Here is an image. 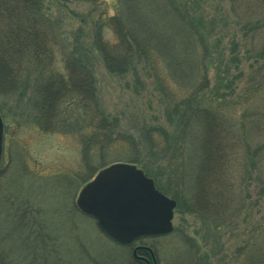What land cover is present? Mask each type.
<instances>
[{
	"label": "rangeland",
	"instance_id": "obj_1",
	"mask_svg": "<svg viewBox=\"0 0 264 264\" xmlns=\"http://www.w3.org/2000/svg\"><path fill=\"white\" fill-rule=\"evenodd\" d=\"M40 1L63 45L81 33L92 48L99 28L117 40L115 19L110 27L105 21L120 14L118 0ZM172 1L204 60L174 73L178 65L164 59L169 50L140 56L136 44L134 65L112 72L94 51L96 111L108 123L97 131L99 153L86 158L83 140L93 131H82L81 122L68 132L44 129L37 93L0 97V264H139L134 246L111 241L75 205L83 186L114 163L136 165L176 198L172 233L139 242L158 264H251L256 257L264 230V0ZM150 9L170 26L165 9ZM28 74L36 88L47 77L43 66ZM204 144L218 156L201 169ZM200 169L208 196L195 210Z\"/></svg>",
	"mask_w": 264,
	"mask_h": 264
},
{
	"label": "trees",
	"instance_id": "obj_2",
	"mask_svg": "<svg viewBox=\"0 0 264 264\" xmlns=\"http://www.w3.org/2000/svg\"><path fill=\"white\" fill-rule=\"evenodd\" d=\"M84 1L101 2L100 0ZM117 4L120 9L118 17L113 16L105 21L110 27L109 21L115 19L114 31L117 40L105 39L99 28L94 47L90 48L83 44L79 36L81 33L75 35V40L70 46L63 45L59 39L57 25L52 23L49 14L43 11L40 0H0V97H12L18 93L33 91L37 93L38 101H42L37 110L41 115L40 121L44 129L68 132L69 130H66L68 127L73 129L80 122L78 128L82 131L92 129L94 134H86V141L83 140L82 150L86 158L100 152L97 147L102 146L103 137L97 131L108 124L102 112L96 111L100 108H97L99 106L94 78L96 60L95 56L93 57L94 51L101 55L107 69L112 72L118 69L119 72H124L134 65L133 53H130V50L133 52L131 46L136 44L140 56L147 55L150 48L162 55L169 50L172 55L170 57L165 55L164 59H168L166 61L173 65H178L176 68L173 66L174 73L180 70L181 64L182 68L189 66L195 69L201 65V60H204L192 40V36L194 39L192 25L186 24L185 17L177 13L179 5L174 1L118 0ZM151 7L165 9L173 18L172 23H169L170 26L167 27L161 17L154 15ZM144 11L148 13L147 16L144 15ZM124 16H127L126 22L123 20ZM171 24L174 26L173 29ZM58 51H62V55L67 52L68 56H60ZM60 64L63 65V70L59 69ZM42 66L47 77L36 88L33 82L35 79L30 78L28 73ZM181 115V125H186L188 116ZM75 130L77 131V128ZM207 146V144L203 145L205 155L202 154L201 169L209 162H213L214 156H218L216 149L211 147L212 149L208 150ZM201 169L200 175H194V178L197 177L195 187L198 188L197 197L192 200L196 205L195 210L199 207V203L201 205L205 203L208 196ZM158 189L161 190L159 187ZM263 192L264 188H261L260 193ZM250 262L264 264L263 229L257 234L256 257L251 256Z\"/></svg>",
	"mask_w": 264,
	"mask_h": 264
},
{
	"label": "water",
	"instance_id": "obj_3",
	"mask_svg": "<svg viewBox=\"0 0 264 264\" xmlns=\"http://www.w3.org/2000/svg\"><path fill=\"white\" fill-rule=\"evenodd\" d=\"M3 126L0 119V160ZM76 204L100 228L122 244L173 230L176 201L159 192L154 181L134 165L116 163L102 169L79 193Z\"/></svg>",
	"mask_w": 264,
	"mask_h": 264
},
{
	"label": "flooded vegetation",
	"instance_id": "obj_4",
	"mask_svg": "<svg viewBox=\"0 0 264 264\" xmlns=\"http://www.w3.org/2000/svg\"><path fill=\"white\" fill-rule=\"evenodd\" d=\"M140 241H141V238H138L130 244L121 245V246L125 248H131L132 246H134L133 247V258L139 264H158L154 251L145 245L139 244Z\"/></svg>",
	"mask_w": 264,
	"mask_h": 264
}]
</instances>
